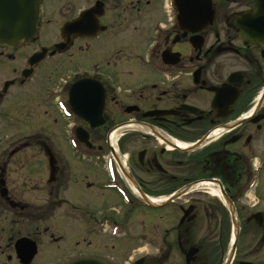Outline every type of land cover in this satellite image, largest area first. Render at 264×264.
I'll return each instance as SVG.
<instances>
[{
	"label": "flooded vegetation",
	"instance_id": "1",
	"mask_svg": "<svg viewBox=\"0 0 264 264\" xmlns=\"http://www.w3.org/2000/svg\"><path fill=\"white\" fill-rule=\"evenodd\" d=\"M206 1L181 13V0H43L31 40L0 44L7 123L33 111L11 92L67 60L58 88L34 96L60 113L61 139L10 151L38 149L40 169L32 156L0 168V264H264V13ZM121 236L142 255H120Z\"/></svg>",
	"mask_w": 264,
	"mask_h": 264
},
{
	"label": "rangeland",
	"instance_id": "2",
	"mask_svg": "<svg viewBox=\"0 0 264 264\" xmlns=\"http://www.w3.org/2000/svg\"><path fill=\"white\" fill-rule=\"evenodd\" d=\"M45 25L44 30H42L37 39L42 45L49 46L51 42L53 41L51 36H49L47 33L44 32L46 29L50 28ZM51 37V38H50ZM24 48V47H22ZM34 46L32 47V49ZM65 57L63 58V61L61 63H58L59 65H56L54 67L48 65L49 63H46L39 71V76L37 78L36 82H33L32 86L27 87L24 91H12L11 95L15 98L12 102H14L15 99L17 100H23L30 102L31 104H28V106L33 107V111L30 112V114L25 113L22 114L19 119V114L12 113L9 115L12 123H7V119L4 118L3 115L0 113V121L2 124H0V168L3 164H6L5 169L8 171H14L21 169V162L25 163L26 160H28L31 156L35 157L37 160L36 162H33V165L30 166V169H40L41 168V153L39 154L38 149L32 147V149H27L24 151H21L18 155L14 157H9L10 151L13 148L20 147V144L23 143H31L34 141L35 138L39 139L43 144L45 143L47 147H52V141L54 142L55 138L61 139V136L64 134V125L61 123L60 113L58 111H54L52 109L45 108L44 106L39 105L37 102V98L34 97L35 94H38L43 92L45 87L49 86L50 88H58L57 83L59 84L60 81H58V74L60 72L65 73ZM55 68L58 69V71L55 72ZM60 70V71H59ZM16 94V95H15ZM17 107L19 106L18 103L15 104ZM54 119L57 120V123L54 124ZM63 121V120H62ZM64 124V123H63ZM59 147V154H71V150L68 148V146L65 145V143L58 142ZM34 159V158H33ZM23 168V167H22ZM29 167H26L25 169H28ZM30 203H37L39 201V198L32 197ZM139 216V215H138ZM140 216L138 217V230L137 233L140 234L142 229H144V225L139 222ZM140 223L142 225H140ZM121 240V245L119 249L121 250L120 255H128L129 257H139L142 255L143 249H140L136 253L130 252V250H135L137 243L131 244L129 241H127L128 238L125 236L119 237ZM123 259V258H121Z\"/></svg>",
	"mask_w": 264,
	"mask_h": 264
},
{
	"label": "water",
	"instance_id": "3",
	"mask_svg": "<svg viewBox=\"0 0 264 264\" xmlns=\"http://www.w3.org/2000/svg\"><path fill=\"white\" fill-rule=\"evenodd\" d=\"M43 0H0V44L14 46L19 41H30L34 32L35 25L38 19L39 6ZM206 2V8H210V3L206 0H181V13H199V9L202 8L201 2ZM178 0H175V6H177ZM174 5V4H173ZM256 12L264 13V0H256L255 5ZM257 17L259 13L255 14ZM264 14H261V16ZM67 28L64 26L62 30V36L65 42ZM70 42L62 43L56 48L59 52L65 51ZM40 60L39 54L34 55L30 61L36 62ZM75 115L78 118H86L80 112L75 111ZM100 113H89V118L97 117ZM97 118L91 119L90 123L92 128L101 124V121H96ZM77 138L81 143L88 144L87 133L78 130ZM66 264H105L99 260L78 259L69 261Z\"/></svg>",
	"mask_w": 264,
	"mask_h": 264
},
{
	"label": "bare ground",
	"instance_id": "4",
	"mask_svg": "<svg viewBox=\"0 0 264 264\" xmlns=\"http://www.w3.org/2000/svg\"><path fill=\"white\" fill-rule=\"evenodd\" d=\"M116 135H117L116 132L111 133V135H110V141H111V143L114 142V139L116 138ZM210 187H212V186H210ZM211 194L212 195H216V196L218 195L217 191L214 190L213 188L211 189Z\"/></svg>",
	"mask_w": 264,
	"mask_h": 264
},
{
	"label": "clouds",
	"instance_id": "5",
	"mask_svg": "<svg viewBox=\"0 0 264 264\" xmlns=\"http://www.w3.org/2000/svg\"><path fill=\"white\" fill-rule=\"evenodd\" d=\"M255 184H256V182L255 181H253L251 184H250V186H249V192H253L254 191V189H255ZM249 193H245V196H247Z\"/></svg>",
	"mask_w": 264,
	"mask_h": 264
}]
</instances>
